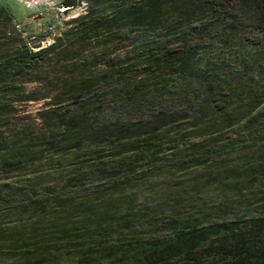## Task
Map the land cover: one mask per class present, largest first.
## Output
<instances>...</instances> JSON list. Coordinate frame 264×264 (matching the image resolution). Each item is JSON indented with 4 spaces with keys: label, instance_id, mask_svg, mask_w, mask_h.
Returning a JSON list of instances; mask_svg holds the SVG:
<instances>
[{
    "label": "trees",
    "instance_id": "obj_1",
    "mask_svg": "<svg viewBox=\"0 0 264 264\" xmlns=\"http://www.w3.org/2000/svg\"><path fill=\"white\" fill-rule=\"evenodd\" d=\"M62 3L84 13L42 47L0 1V216L36 217L15 247L63 246L83 264L263 263L264 0ZM112 43L124 49L103 54ZM91 44L97 70L41 127L23 115L32 73ZM213 192L240 196L234 219L183 225ZM166 216L170 233L144 238ZM138 231L129 249L115 241Z\"/></svg>",
    "mask_w": 264,
    "mask_h": 264
},
{
    "label": "rangeland",
    "instance_id": "obj_2",
    "mask_svg": "<svg viewBox=\"0 0 264 264\" xmlns=\"http://www.w3.org/2000/svg\"><path fill=\"white\" fill-rule=\"evenodd\" d=\"M2 4L8 6L16 15V19L21 25L26 26L29 36L33 38H44L42 47L49 46L54 42V39L59 36V33L67 28L69 21L84 13L85 3L81 6L72 8L63 12L61 11L66 5L63 0H0ZM124 45L109 44L103 49V54L112 55L115 51H121ZM102 48L98 45L91 44L83 51V56L80 59L74 57L66 60L53 58L46 61L42 66L34 71L31 75V82L26 85V91L30 96V101L25 104V112L31 120H34L40 127L41 115L46 109H49L58 103L56 96L60 93L73 78L78 77V72L86 69L87 71L97 70V67L87 59H92L93 56L100 55ZM87 61V62H84ZM92 61V60H90ZM87 64V66L85 65ZM101 67V66H99ZM67 104V103H66ZM76 160H69L67 163L62 162L61 165H73ZM59 163V162H56ZM56 167L61 165L56 164ZM46 170L45 163L40 164V167L29 168L33 170ZM60 176L52 175L46 178V182H59ZM238 194L232 192L228 195L219 192H213L204 201H198L200 213H197L198 221L192 217H184L183 225H191L198 223L203 226L221 223L223 220L234 219V207L240 198ZM80 199L78 198V201ZM47 213L53 214L61 211L57 204H53L47 208ZM188 219V220H187ZM36 217L34 214L0 216V264H83L80 262V254L75 251H70L66 247L50 248L43 250H33L31 244L20 242L19 246L15 247L13 242V233H17L30 222H34ZM191 222V223H190ZM177 223L176 220L166 216L161 219L158 224L156 233L146 232L144 238L149 236L160 235L161 232L168 234L170 229L163 227V224L169 226ZM181 223V222H180ZM190 223V224H189ZM178 224V223H177ZM165 228V230H163ZM163 230V231H162ZM160 232V233H159ZM142 232L125 233L124 237L115 240L122 247L128 248L129 245H136L137 240ZM23 243V244H22ZM131 248V247H130ZM129 249V248H128ZM257 264V263H253ZM258 264H264L258 263Z\"/></svg>",
    "mask_w": 264,
    "mask_h": 264
},
{
    "label": "water",
    "instance_id": "obj_3",
    "mask_svg": "<svg viewBox=\"0 0 264 264\" xmlns=\"http://www.w3.org/2000/svg\"><path fill=\"white\" fill-rule=\"evenodd\" d=\"M64 8H66V9L63 12H66V11L70 10V8L68 6H66Z\"/></svg>",
    "mask_w": 264,
    "mask_h": 264
},
{
    "label": "bare ground",
    "instance_id": "obj_4",
    "mask_svg": "<svg viewBox=\"0 0 264 264\" xmlns=\"http://www.w3.org/2000/svg\"><path fill=\"white\" fill-rule=\"evenodd\" d=\"M66 8H63L61 11H64Z\"/></svg>",
    "mask_w": 264,
    "mask_h": 264
}]
</instances>
